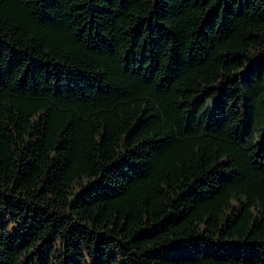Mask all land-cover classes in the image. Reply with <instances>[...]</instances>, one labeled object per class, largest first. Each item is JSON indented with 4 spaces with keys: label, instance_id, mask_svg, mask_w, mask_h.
Returning a JSON list of instances; mask_svg holds the SVG:
<instances>
[{
    "label": "trees",
    "instance_id": "16d2710c",
    "mask_svg": "<svg viewBox=\"0 0 264 264\" xmlns=\"http://www.w3.org/2000/svg\"><path fill=\"white\" fill-rule=\"evenodd\" d=\"M0 264H264V0H0Z\"/></svg>",
    "mask_w": 264,
    "mask_h": 264
}]
</instances>
